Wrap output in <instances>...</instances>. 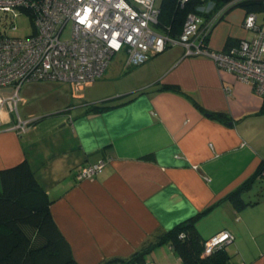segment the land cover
Masks as SVG:
<instances>
[{"label": "crops", "instance_id": "1", "mask_svg": "<svg viewBox=\"0 0 264 264\" xmlns=\"http://www.w3.org/2000/svg\"><path fill=\"white\" fill-rule=\"evenodd\" d=\"M215 11L202 16L199 34ZM245 15L231 5L205 34V46L219 51L251 37ZM256 16L264 29V13ZM119 54L77 95L67 83L32 82L49 83L50 100L22 118L18 112L32 120L24 132L2 113L0 170L26 161L78 264L127 260L150 244L145 264H183L169 243H156L198 214L193 225L203 240L232 233L230 264H264V178L242 193L247 205L225 199L264 160V114H255L262 96L179 45L133 66ZM219 113L227 119L214 117ZM100 159V174L76 178L81 164Z\"/></svg>", "mask_w": 264, "mask_h": 264}, {"label": "built area", "instance_id": "2", "mask_svg": "<svg viewBox=\"0 0 264 264\" xmlns=\"http://www.w3.org/2000/svg\"><path fill=\"white\" fill-rule=\"evenodd\" d=\"M191 0H177L184 7ZM203 1L188 11L180 32L172 35L158 29V0H0V128L2 113L16 112L10 127L24 132L32 120H22L18 105L24 84L53 81L67 83L77 95L84 86L99 79L112 56L123 51L127 66L139 65L175 45L185 55H200L215 61L220 70L233 73L264 96V29L256 23V13L243 20L251 37L240 38L224 50L205 46L204 36L218 16L234 2L218 7L213 0ZM216 10L205 30L199 34L202 16ZM215 11V12H216ZM16 19L29 21L25 35L17 30ZM70 27L69 37L63 32ZM103 159L81 164L76 178L100 174ZM185 236L184 232L179 235ZM233 235L222 230L204 241L203 255L230 244Z\"/></svg>", "mask_w": 264, "mask_h": 264}, {"label": "trees", "instance_id": "3", "mask_svg": "<svg viewBox=\"0 0 264 264\" xmlns=\"http://www.w3.org/2000/svg\"><path fill=\"white\" fill-rule=\"evenodd\" d=\"M213 1L218 7L234 2L232 5L243 8L246 13H264V0ZM202 2L191 0L184 7H180L177 0H160L159 28L172 35L179 33L187 12L194 10ZM164 88L181 91L174 85ZM198 107L201 108L200 105ZM105 108L106 106H92L90 110L100 111ZM255 114H264V96L261 107ZM214 117L227 119L222 113L215 114ZM262 178L264 160L260 162L256 172L229 192L225 199L230 200L237 208L247 205L242 193ZM48 203L47 196L40 190L26 161L0 170V264H78L72 258L69 247L50 215ZM201 215L198 214L164 232L156 244L169 243L181 257L183 264H230L227 245L211 254L203 255L205 240L193 225ZM181 232L185 233L183 238L179 236ZM152 246L153 244L148 245L127 260H111L104 264H145L144 256Z\"/></svg>", "mask_w": 264, "mask_h": 264}, {"label": "rangeland", "instance_id": "4", "mask_svg": "<svg viewBox=\"0 0 264 264\" xmlns=\"http://www.w3.org/2000/svg\"><path fill=\"white\" fill-rule=\"evenodd\" d=\"M15 24L17 26V30L11 32V35L22 36V35H25L27 31L30 29L29 21H27L26 19H16ZM69 33H70V27L68 26L63 32L62 37L64 39L68 38ZM123 54L124 52L121 51V54L119 55H123ZM48 85L49 83H28L22 86L20 90V95L25 97L26 101L24 102L25 104L23 103L24 105L19 104L18 106L19 108L18 112H19V115H21L20 116L21 118L25 116L24 110L28 111V109L30 110V109H33L35 107L42 105L43 103L46 102L44 100H47V97H48V101L50 100V94H48L49 91L46 90V87ZM12 115L16 117L17 114L16 112H14ZM229 245H231V243L228 244L227 246Z\"/></svg>", "mask_w": 264, "mask_h": 264}]
</instances>
